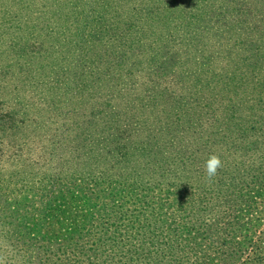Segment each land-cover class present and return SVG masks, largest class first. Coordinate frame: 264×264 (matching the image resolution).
<instances>
[{"label":"rangeland","instance_id":"1","mask_svg":"<svg viewBox=\"0 0 264 264\" xmlns=\"http://www.w3.org/2000/svg\"><path fill=\"white\" fill-rule=\"evenodd\" d=\"M251 71L264 76V0H0V264L88 248L89 209L98 221L122 211L109 219L118 230L127 211L142 213L151 234L135 248L175 244L166 220L186 200L176 184L218 189L255 172L264 149L234 133L204 143L175 124L204 130L231 118L205 95L219 96L220 80L234 85L228 94L251 84ZM116 124L139 140L118 162H73ZM196 151L220 156L211 180L207 158H185Z\"/></svg>","mask_w":264,"mask_h":264},{"label":"trees","instance_id":"2","mask_svg":"<svg viewBox=\"0 0 264 264\" xmlns=\"http://www.w3.org/2000/svg\"><path fill=\"white\" fill-rule=\"evenodd\" d=\"M255 74L257 71L250 72V75H253L251 84L236 87L231 94L227 92L234 85L220 80L219 96L213 92L205 95L206 99L215 102L218 111L227 108L229 111L226 116L231 118L225 117L221 123L208 122L204 130L197 129V125L189 122L185 124L184 121H179L175 124L176 129L196 134L204 143L218 144L225 140L227 134L234 133L237 138H247L246 143L264 145V76ZM238 91L244 94L238 95ZM154 100L153 93L149 103ZM242 109L245 120L236 118L239 116L237 112ZM209 114L211 111L205 113L207 116H210ZM88 124L93 135L92 121L89 120ZM110 128L111 132L107 134L93 139L90 137L89 143L86 142L87 147L76 150L73 162L79 166L93 165L90 170H95L94 165L100 167L99 164L118 162L120 150L127 144L139 141L133 139V135L129 138V135L123 134L117 124ZM210 128H215L218 132H206ZM83 143L81 142V145ZM187 155L185 158L191 162L203 161L209 157L207 154L199 155L197 151L195 156H191L190 153ZM256 160L258 166L255 172L234 178L230 183L222 184L215 190L211 188L206 191L198 190L188 188L186 184H176L181 188L179 195L183 194L186 200L176 211L177 219L166 220V223L172 225L167 239L176 242L167 248L134 247L138 242H142L140 237L145 233L151 234L141 225L143 221L139 215L142 213L136 208L130 209L137 212L127 211L129 213L126 214V223L119 230L116 225L119 222L109 219L113 215L116 218V214L122 215V211L110 213L107 218L100 216L99 218L103 220L98 221L94 220L93 210L89 209L86 211L87 224L97 230L93 233L96 237L88 248H80L73 252L72 249L59 251V247L56 246L49 252L42 254L37 252L36 256L29 255L27 260L26 257H22V261L26 264H264V149L258 153ZM159 199L162 201L163 198ZM171 201L178 202L175 197ZM130 203L135 204L134 201ZM81 205L85 207V202ZM178 205L179 203L176 206ZM67 208L72 209L73 206L68 203L65 209ZM162 219L165 220L166 217L162 216ZM129 236L136 237L134 239L136 241L127 244L123 242ZM119 247H124L125 250L120 251ZM122 251L125 252L123 256Z\"/></svg>","mask_w":264,"mask_h":264},{"label":"clouds","instance_id":"3","mask_svg":"<svg viewBox=\"0 0 264 264\" xmlns=\"http://www.w3.org/2000/svg\"><path fill=\"white\" fill-rule=\"evenodd\" d=\"M223 167L222 160L219 155L213 153L210 154L204 164L205 175L208 180H211L217 175L220 168Z\"/></svg>","mask_w":264,"mask_h":264}]
</instances>
